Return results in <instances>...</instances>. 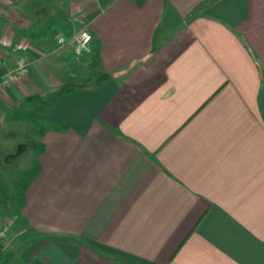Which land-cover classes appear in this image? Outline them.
Returning <instances> with one entry per match:
<instances>
[{"label": "crops", "instance_id": "1", "mask_svg": "<svg viewBox=\"0 0 264 264\" xmlns=\"http://www.w3.org/2000/svg\"><path fill=\"white\" fill-rule=\"evenodd\" d=\"M205 1L0 0V264H264V0Z\"/></svg>", "mask_w": 264, "mask_h": 264}, {"label": "built area", "instance_id": "2", "mask_svg": "<svg viewBox=\"0 0 264 264\" xmlns=\"http://www.w3.org/2000/svg\"><path fill=\"white\" fill-rule=\"evenodd\" d=\"M91 37L86 32H80L72 36L71 41L74 44L76 54H80L90 43ZM60 43H65L64 39H60ZM27 72V64L24 60H21L19 63L18 70L15 72L14 76H22ZM14 77L8 78V80H0V91L2 88L12 81ZM11 221L8 222L5 226L0 229V239L4 237L7 229L10 227Z\"/></svg>", "mask_w": 264, "mask_h": 264}, {"label": "trees", "instance_id": "3", "mask_svg": "<svg viewBox=\"0 0 264 264\" xmlns=\"http://www.w3.org/2000/svg\"><path fill=\"white\" fill-rule=\"evenodd\" d=\"M217 0H206L205 2L201 3L194 11H192V13L190 14V16H194L195 14L201 12L202 10L208 8L210 5H212L214 2H216ZM26 36L28 38H32L33 35H27Z\"/></svg>", "mask_w": 264, "mask_h": 264}, {"label": "rangeland", "instance_id": "4", "mask_svg": "<svg viewBox=\"0 0 264 264\" xmlns=\"http://www.w3.org/2000/svg\"><path fill=\"white\" fill-rule=\"evenodd\" d=\"M9 78H11V77H9ZM3 80H8V78L7 79H3Z\"/></svg>", "mask_w": 264, "mask_h": 264}]
</instances>
